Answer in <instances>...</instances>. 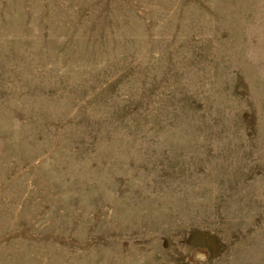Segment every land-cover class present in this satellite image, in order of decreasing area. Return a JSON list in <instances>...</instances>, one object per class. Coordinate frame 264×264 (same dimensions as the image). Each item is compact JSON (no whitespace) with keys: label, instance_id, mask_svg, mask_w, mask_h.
I'll return each mask as SVG.
<instances>
[{"label":"rangeland","instance_id":"1","mask_svg":"<svg viewBox=\"0 0 264 264\" xmlns=\"http://www.w3.org/2000/svg\"><path fill=\"white\" fill-rule=\"evenodd\" d=\"M0 264H264V0H0Z\"/></svg>","mask_w":264,"mask_h":264}]
</instances>
